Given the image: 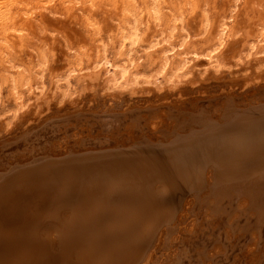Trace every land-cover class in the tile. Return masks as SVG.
Returning <instances> with one entry per match:
<instances>
[{"label": "rangeland", "instance_id": "374dc122", "mask_svg": "<svg viewBox=\"0 0 264 264\" xmlns=\"http://www.w3.org/2000/svg\"><path fill=\"white\" fill-rule=\"evenodd\" d=\"M233 1L235 2V0L159 1L164 12H180L183 15L184 22L190 27L191 36L195 37L193 40L202 39V36L205 37L215 28L214 26H216L221 18L225 19L227 23H237L239 27V31L233 37V42L221 50L222 55L217 60L215 57L209 60L202 53L195 51H189L188 54H184V57H182L183 55L179 53L180 48L176 46L172 52L169 51V55L173 53L174 57L179 56L187 60L186 65L179 70V72L184 71L188 75L183 80H186V78L189 79L179 84L178 89L183 91L180 95H177L176 91L169 92L165 87L159 91L151 90V93L145 91L129 95L125 91L118 92L117 90L119 89L117 88H113L114 90L107 89V86L101 88L99 84L92 90H78L76 93L69 91L64 95L60 89L55 88V84H53L55 79L50 76L49 70H45L43 85H40L38 89L29 94V98L24 102L25 104H23L22 108L14 116L13 106L11 103L6 102L3 94L5 87L2 88V99L0 102V264H175L179 260V257L181 258L180 262L182 264H203V262L204 264H264V213L261 214L262 221L257 227V229L260 227L258 229L260 233L253 228L249 231L237 230L233 234H228L226 232L228 227L220 225L221 220L217 216L218 214L210 212L208 206L202 201L200 203L197 202V199L202 197L212 201V187L218 183L223 184L225 182L223 180L224 177L220 175L223 173L222 168L216 167L213 163H204V160L201 158V153L196 158L197 161H200L194 163L198 165H195L198 170L195 169L196 167L192 165L193 162L190 161L191 169H189L190 173L186 175L187 178H185L186 176L183 179L181 177H178L179 179L174 178L170 174L159 172L154 166L150 167L149 172L151 173L144 172V178H142L146 183L148 193L143 188L141 189V191L144 190L145 197H148L142 200L140 205L133 203L131 209V204L129 206V203L132 202L129 199L127 201V198H130L132 194V187L129 192V181L134 182V179H129L128 175H124L121 172L113 173V170L116 169L114 165L116 164L118 166L117 163L119 161V164L124 163L125 160L131 161L130 163L132 161L135 163L138 158L137 160H141L140 162H142L140 166H143V164L148 162L149 157L153 156L151 159L165 158L166 155L172 153V150H176L175 153L177 152V154L179 153L177 155L179 159H188L189 152H192L188 151L190 149L189 144L192 145V143H189L191 141L190 139L197 138L200 136V133L203 134L204 132V129H201L202 126L199 125L200 123H208L210 121L220 123L222 120L236 121L237 115L241 116L250 110H258L264 107V53H253L252 56H242L241 59L235 56L227 60L223 58V56L228 57L231 51L237 48L235 45L237 44L236 42L242 38V35L247 34L245 30L254 19L264 18V0H236L235 3ZM1 3H5L3 4L5 5V10H1L0 13V17H2L0 20V72H3L8 68L4 57H8L11 62L13 61L12 63L20 64V66L18 65V69L21 71L31 66L33 60L42 50L49 49L53 53L50 57L52 61L50 60L49 69L60 68L70 58L73 48L78 46V44H82L79 41L84 42L86 46L88 44L91 45L92 34L91 29L87 25L88 20L95 22L103 31L115 28L119 22H122L125 16L123 15L125 9L133 10L134 8H141L144 4L148 6L149 0H0ZM204 14L208 16L210 21L211 26L209 25V32L204 35L196 34L195 29L198 27L199 18ZM252 15L256 16V18ZM89 31L90 33H88ZM90 34L91 36H89ZM66 44H69L68 47L70 50L65 46ZM162 44L157 45V47L162 46ZM135 46L137 53H134L135 60L133 59V61L135 62L133 63H135L134 65L137 63H141L142 65L144 63L142 54L145 50L138 46V44ZM126 47H129L127 42L124 48L126 49ZM136 54L138 55L137 57ZM110 55H112L111 58ZM115 57H117L116 53L109 52L108 60L111 62L112 69L118 70L119 66L117 65H120V63L113 61ZM101 63L102 60H99L97 68L90 69L89 67L84 68L82 71L95 72L96 69L100 68L99 73L108 75L107 68L105 67L106 69H104L105 65ZM98 64L101 67L98 68ZM33 67V69H37L34 65ZM126 68L129 69L130 67ZM101 69L103 70L101 71ZM77 73H81V71ZM77 73L75 74L77 75ZM250 75L251 77L256 75V81H251L247 85H244L243 82ZM48 76H50L49 79ZM100 82L101 79L99 78L98 83ZM62 86H64L63 83ZM40 90H43L45 94L50 93V96H55V98L50 100L51 103L49 101L47 107H40V102L37 103L39 100H36V97L33 95ZM228 102L235 109L232 113L226 114L227 116H225L226 112H223V109L229 104ZM167 107L174 108L176 112L178 110L185 112L194 111L202 115H198L201 118L197 119V123L189 120L178 125V120L176 121L174 118H170L167 116L168 113H165ZM153 108L159 111L161 110L163 113L159 119L161 122L159 121L151 125L145 117L147 111ZM135 115L140 119H135L137 117ZM183 117L186 119L188 115ZM233 127L234 125L231 128ZM231 128H221L218 130V134L223 132L221 136L222 140L226 139L227 136L228 139L237 137L238 134L233 135L234 130L232 132L233 134L230 132ZM199 129L202 131L196 132L195 134L198 133L197 136H187L193 130ZM211 130L210 133L214 134L213 129ZM179 136L188 137L184 140L185 142L183 141L178 144L179 147L184 145L185 148H179L177 145H175L176 148L178 147L177 149L173 147L176 141L175 139ZM161 143L162 145H159ZM136 147H140V150ZM104 148L107 149L103 150ZM181 148L184 150H181ZM165 153L167 154L165 155ZM100 155H102L101 158ZM143 157H145V160L142 161ZM108 158H110L109 161ZM256 158V163L251 161L245 164L241 163L237 166L242 175L252 177L251 175L255 173L253 171H256L253 169L264 167L261 166L264 165V161H261L264 160V155ZM151 159L148 164H150V161H154ZM99 161L101 164L98 167ZM138 161L136 162L138 163L137 169H141ZM110 162H113V164L111 165ZM200 162L204 164H201L203 167L200 165ZM57 163L60 165H57ZM90 164H95V166ZM154 164L156 163L154 162ZM252 164H256V168H252ZM54 165L57 166L56 170ZM83 165L85 166V170L83 169ZM103 165L107 166V171ZM108 166L113 169H110ZM249 167H251L252 172H248ZM144 168L147 169L146 166ZM151 168H154V171ZM102 169L105 171L103 172ZM53 171L55 174H53ZM85 173H88L89 178L93 175V179L88 178L87 181ZM136 173L138 174V172H133L131 175L136 176ZM46 174L49 175V178L53 175L55 176L52 177L54 183L52 179L48 178L50 181L46 179V176L48 177ZM67 175L69 177L66 179ZM100 175L106 176L103 177ZM107 175H110V180L107 179ZM33 176L37 181H33ZM148 176L149 180H147ZM94 177H96V180L100 179L99 182L98 180H94ZM191 178L192 181L190 182ZM217 178L218 180H216ZM181 179L182 183L179 181ZM194 179L199 180L196 181ZM63 180L64 182L66 181V187H64L65 183ZM89 180H92L91 182L94 184H98L94 185ZM153 180L154 182H152ZM220 180H223V182H220ZM85 182L92 184L96 188L93 189L91 185ZM123 183H127L128 187L124 186ZM149 183H154V187L151 184L150 186ZM175 183L179 187H182L177 188V184L175 185ZM187 184L188 186L191 185L192 189ZM147 185L151 188L153 187L152 189L155 193ZM47 186L49 187L47 188ZM82 186H85V188L83 189ZM199 186L200 188H198ZM157 188L160 190H156ZM201 188L202 192L199 190ZM40 189L41 191L43 189L44 192H40ZM87 189L93 198H95V195L97 197L101 195L99 198L96 197L100 202L98 201L96 203V198V201H90L93 199L86 192ZM183 189L191 190L184 191ZM75 190H79L78 194L84 192L83 194H86V196L84 195L81 198L83 194H80L81 196L79 197ZM163 190L168 191L164 192ZM162 191L166 194L164 195ZM98 192L99 194H97ZM128 193L131 194L129 195ZM152 195H159L158 199ZM181 195H183V198ZM7 196L9 198H6ZM87 196L89 198H86ZM167 196H169V199H167ZM161 197L162 200L160 199ZM118 198L119 200L121 198V200L117 201ZM151 198H153L152 202L154 203L155 201H159V205H157V202L155 203L157 209L153 207L154 204L151 202ZM244 199L248 201V197L245 198V195L238 197L236 200H232V203L226 200L222 203V206L225 208L232 205L233 207H240L239 203ZM86 200H88V203ZM104 201L105 203H103ZM121 201L123 202L121 203ZM166 201L168 203L170 201L171 205L170 203H166ZM164 203L167 206L164 205L162 207ZM60 204L63 206L61 207ZM113 204L115 206L117 204V207L113 206ZM106 205L107 207L109 206V209L110 207L112 209L110 211L107 210ZM119 205H122V207ZM34 206L38 207V209ZM43 207L46 208L45 211ZM152 208L160 211L157 214V211ZM15 209L16 211H14ZM52 209L54 210L53 212ZM149 210H152L155 215L153 212L148 213ZM172 210L174 211L173 213H171ZM247 210L246 215L249 217V221H252L256 216L253 211L254 209L248 208ZM128 212L132 214L128 215ZM100 213H102V217H99V219L97 215ZM116 213H118L117 217ZM124 213L125 215L123 216L122 214ZM135 214H139V216L137 217ZM167 214L168 217H166ZM9 215L11 217L7 218L6 216ZM25 215H28L26 217L27 219L24 217ZM36 215L37 218L39 216L38 221L35 219ZM153 215L154 217L157 216L156 220L158 221L155 220ZM236 215L237 210H233L227 222H231V218H237ZM30 216L34 217L31 218ZM244 216L242 218L239 217L240 224L243 223ZM163 218L164 224L162 223ZM148 219L149 222L145 223ZM34 220L38 223H35ZM121 222L122 224H120ZM26 223L30 229L26 227ZM43 223L45 224L43 225ZM123 223L126 224H124V228ZM147 224H150L149 230V225ZM57 225L61 227L58 226V228ZM23 227L26 228V231ZM154 227L158 228L155 229ZM121 228H123L127 237L123 234L124 231ZM124 236L127 240L123 239ZM109 238H111L110 241ZM135 238L137 240H134ZM38 247L39 249H37ZM185 256H190V258ZM203 257L205 258L203 259Z\"/></svg>", "mask_w": 264, "mask_h": 264}, {"label": "bare ground", "instance_id": "6f19581e", "mask_svg": "<svg viewBox=\"0 0 264 264\" xmlns=\"http://www.w3.org/2000/svg\"><path fill=\"white\" fill-rule=\"evenodd\" d=\"M160 0H149V5L147 6V4H144L141 8H134L133 10H129V9H125L123 12L124 18L122 20V22H119L115 28H111V29H107L105 31L101 30L100 27L98 25H96L95 22H92L91 20L87 21V25L89 26L88 28H90L89 30L91 31L92 34V43L91 45H84V42H80L82 44H78V46H76L75 48H73L72 53L70 54V58L64 63V65H62L60 68H51L50 67V63H51V55L53 53L50 52L49 50H42L37 56L36 58L33 60L31 66H29L27 69L25 70H21L19 71V67L20 64H16V63H12L11 60L8 57H4V61L8 64V68L7 70L0 72V102L2 99V88L5 87L4 89V97L6 102H9L12 104L13 106V110H14V116L16 115V112L18 110H20L23 106V104H25L24 102L29 98V94L33 93L34 90L38 89L40 85H43L44 83V72L45 70H49L50 76H52L54 80L55 84V88L60 89L62 94H66L67 92H71V93H76L78 90L80 91H85V90H92L96 87L97 84H99V86L102 88L104 86H107L106 88L111 90L113 88H117L119 90H117L118 92H127L129 95L138 93V92H145L148 91L150 92L151 90H161L164 87L170 92V91H176L177 95H180L183 91L178 89V86L180 83H182L183 81H187L189 80L188 78L185 79V77H187L188 75H186L187 73L182 71L179 72V70H181L187 63L186 58H181V57H174L173 53H171L170 55L168 54L169 51L172 52V50L174 49V47H179V53H181L182 57H184V54H188L189 51H195L198 53H202L204 57L208 58L209 60H211L212 58L215 57V59H219L222 55L221 50L228 44H230L231 42H233V37L237 34V32L239 31V27L237 23H227L225 21V19L221 18L218 23L216 24V26H214L211 32H209V28H210V21L208 19L207 15H202L199 18V22H198V27L195 29V33L196 34H201L204 35L206 33H208L205 37L202 36V39H196L193 40V38L191 36V32H190V27H188L187 23L184 22L183 19V15H181L180 12H164L162 9L163 7H161ZM234 2V1H233ZM236 2V0H235ZM234 2V3H235ZM5 3H1L0 4V13L1 10H5V5H3ZM162 4V3H161ZM236 6V5H235ZM7 7V6H6ZM80 8V7H79ZM253 8V6H252ZM124 9V8H123ZM246 9V8H245ZM254 9V8H253ZM165 10V9H164ZM242 11V10H241ZM167 13V14H166ZM253 16V15H252ZM250 16L252 19L256 18V16ZM2 17H0L1 20ZM196 22V23H197ZM190 24V23H189ZM210 25V26H209ZM250 25V26H249ZM246 28L245 31H247L246 35H242V38H240L238 40V42H236L237 44H235L237 46V48H235L233 51H231L230 55L227 57L223 56L224 59H230L232 56L237 57L238 59H241L242 56H252L253 53H264V42L261 43L262 41H264V18H256V20L254 19L250 24H249ZM246 27V26H245ZM86 28V27H85ZM87 28V29H88ZM85 30V29H84ZM90 31L88 33H90ZM192 31V30H191ZM244 31V30H243ZM1 32V31H0ZM176 32V33H175ZM85 33V32H84ZM91 34L89 36H91ZM84 35V34H83ZM192 37V38H191ZM64 38V37H63ZM201 38V37H200ZM83 39V38H82ZM91 40V39H90ZM68 41V40H67ZM87 42V41H85ZM126 42L128 43L129 47H125ZM68 43H70L68 41ZM163 43V44H162ZM138 44V46H140L142 49L144 48L145 52L142 54L144 59V63L141 65V63H137L136 65H134L135 61H133L135 55L134 53H137L136 49H135V45ZM161 45L157 47V45ZM65 46H67V48L69 49V44H66ZM175 47V48H176ZM71 48V49H72ZM63 49V48H62ZM70 50V49H69ZM110 50V51H108ZM141 50V49H140ZM3 51V50H2ZM114 54L116 53L117 57L114 58V62L115 63H120L119 69L115 70L112 69L111 66V62L110 60H108V55L109 52H111ZM136 51V52H134ZM1 52V51H0ZM4 53V52H3ZM6 54V53H5ZM259 54V53H258ZM180 55V54H179ZM112 55H110L111 58ZM138 55L136 54V57ZM140 56V55H139ZM140 58V57H138ZM51 60V61H50ZM99 60H102V65L104 66V69L107 68L108 70V75H102L101 73H99V67H101L99 64L98 68L96 69L95 72L92 71H82L84 68H89L90 69H95L97 68V63ZM135 60V59H134ZM138 60V59H137ZM136 60V61H137ZM65 61V60H64ZM139 61V60H138ZM33 65L35 67H37V69H33ZM217 65V64H216ZM116 66V67H117ZM33 67V68H32ZM106 67V68H105ZM126 67H130L129 69ZM12 69V70H11ZM89 70V69H88ZM103 69H101L102 71ZM81 71V73H77ZM48 73V72H47ZM77 73V75L75 74ZM105 73V72H104ZM144 73V75H143ZM148 73V74H145ZM48 75V74H46ZM50 76H48V79L50 78ZM99 78L101 79V82L98 83ZM257 76L253 75L251 77H248L243 83L244 85L248 84L251 81H256ZM47 79V80H48ZM244 79V78H243ZM62 81V83L64 84V86H62V83H60ZM240 83V82H239ZM236 84V83H235ZM234 85V84H233ZM114 90V89H113ZM151 93V92H150ZM156 93V92H155ZM167 93V92H166ZM50 93H46L43 92V90H40L38 92H35L33 95L34 97H36V100L38 99L40 102L39 106H46L49 104V101L52 100V98H55V96H50ZM154 94V93H153ZM157 94V93H156ZM166 95V94H165ZM174 95V94H173ZM113 96V95H112ZM169 96V95H166ZM76 98V97H75ZM165 98V97H164ZM169 98V97H168ZM178 100V99H177ZM55 101V100H54ZM71 101V100H70ZM68 101V102H70ZM51 103V101H50ZM229 103V102H228ZM34 105V104H33ZM36 105V104H35ZM154 106V105H153ZM159 106V105H158ZM11 107V106H10ZM45 107V108H46ZM177 107V106H176ZM44 108V107H43ZM150 108V107H149ZM194 108V107H193ZM41 109V108H40ZM174 108H166L165 113H168L167 116H169L170 118H174L177 122L178 125H181L182 123H185L187 121H192L193 123H197V119H200L201 117H199L198 115H202L198 112H185V111H180L178 110L176 112V110H173ZM179 109V108H178ZM213 109V108H212ZM234 107L232 105L227 104L225 106V108L223 109V112L225 113V116H227L229 113H232L234 111ZM147 111V110H146ZM141 112V111H140ZM19 113V112H18ZM163 111H159L156 108L153 109H149L147 111V115H146V119L148 120L147 122H149L151 125L158 123L162 116ZM37 114V113H36ZM227 114V115H226ZM188 115V118H184L183 116ZM8 116V115H7ZM137 116V115H135ZM140 116V115H139ZM38 117V116H37ZM183 117V118H182ZM210 117V116H209ZM237 118H239L238 116H236ZM241 118H239V120H237L236 118V122L234 124V127L231 128V133L234 130V136L235 134L237 135V137L235 136L234 138H229L228 136L226 137V139L222 140V134L221 133H210L212 130H208L206 131V127L204 128V132L203 134L200 133V136L194 139H190L191 141H189V143H192V145L189 144V150L188 151H192L189 152L188 155V159L186 158H181L179 159L177 155H179V153L177 154V152L175 153L176 150H172V153H170V155H166L167 153H165V158H159V159H151L153 156L150 154V156L152 157H148L151 160L154 161H150V164H148L149 160H147L148 162L143 164V166H140L142 164V162L138 161L136 158V162H139V167H141V169H137L138 163H130L131 161H126L124 163L119 164V162L117 163L118 166L115 164L114 167L116 166V169L113 170L114 172H121L124 175H128L129 179H134V182L129 181V192L131 191V187H132V194L130 196V198H127L131 200L132 203H129L130 209L133 205V203L140 205L141 201L144 200L145 197V193L144 190H146L145 192L148 193L147 191V187H146V183L144 182V180L142 178H144V172H149V168L153 167L156 170H159V172H163L164 174H170L172 177L174 178H182L185 177L186 175H188L189 169L190 168V161L193 162L192 165H197L194 163H198L199 161L196 160V158L202 154V160H204V163H213L216 167H220L222 168V174H220L221 176L224 177L223 180H225V182L223 184H218L212 187V194L211 196H213V200L209 201L207 200V198L205 199L204 197L197 199V202L200 203V201H202L204 204H206L208 206V208L210 209V212H212L213 214H218L217 216L220 218L221 226H227L228 230L226 231L228 234H233L235 231L239 230V231H249L251 229H255L258 231V224L262 221V217L261 214L264 213V167H258L257 169H253L256 171H253L254 174H252V177H246L245 175H242L241 172L239 171V167H237L239 164L241 163H247V162H254L256 163V157H260L262 155H264V116H261L259 120H250L252 117H242V115L240 116ZM135 118V117H134ZM165 118V117H164ZM168 118V117H167ZM179 118V119H178ZM135 119H140L138 116ZM163 119V117H162ZM169 119V118H168ZM204 119V118H203ZM143 121V120H142ZM223 121V120H222ZM136 122V121H134ZM161 122V121H160ZM139 123V122H137ZM160 124V123H159ZM192 124V123H191ZM199 124V122H198ZM203 124V123H202ZM202 124L200 123L199 125L202 126ZM177 125V124H176ZM185 127V126H184ZM192 127V126H191ZM190 127V128H191ZM150 128V126H149ZM187 128V126H186ZM179 129V128H178ZM188 129V128H187ZM230 130V129H229ZM228 131V130H227ZM189 133V132H188ZM229 133V132H227ZM185 134V133H183ZM195 136L198 135L194 134ZM229 135V134H228ZM224 136V135H223ZM181 138V137H180ZM228 139V140H227ZM199 140V141H197ZM164 141V140H163ZM142 142V141H140ZM185 142V141H184ZM144 143V142H143ZM172 143V141H171ZM145 144V143H144ZM147 144V143H146ZM156 144V143H155ZM164 144V143H163ZM157 145V144H156ZM159 145H162L159 144ZM177 145L179 147L178 144L174 143V148H176ZM154 146V145H153ZM129 147V146H128ZM134 147V146H133ZM177 147V148H178ZM180 147H184L180 146ZM179 147V148H180ZM196 147V148H194ZM114 148V147H113ZM138 148V147H136ZM176 148V149H177ZM183 148H181V150H184ZM102 149V148H101ZM107 148H104L103 150H105ZM115 149V148H114ZM133 149V148H132ZM143 149V148H142ZM141 149V150H142ZM152 149V148H151ZM113 150V149H112ZM111 150V151H112ZM138 150H140V147L138 148ZM138 150H134V151H138ZM179 150V151H181ZM100 151V149H99ZM110 151V150H109ZM142 152V151H140ZM148 152V151H147ZM171 152V151H170ZM149 153V152H148ZM201 153V154H200ZM72 154V153H71ZM100 154V152H99ZM137 154V153H136ZM139 154V153H138ZM142 154V153H141ZM147 154V153H146ZM184 154V153H183ZM102 155H100L101 158ZM108 156V155H107ZM114 156V154H113ZM129 156V155H128ZM133 156V154H132ZM137 156V155H136ZM226 156V157H225ZM116 157V156H114ZM163 157V156H162ZM181 157V156H180ZM92 158V157H91ZM112 158V156H111ZM119 158V156H118ZM132 158V157H129ZM145 157H143L142 161L145 160ZM256 158V159H255ZM51 159V158H50ZM88 160V158H86ZM85 159V161H86ZM95 159V158H94ZM93 159V160H94ZM114 159V158H112ZM125 159V158H124ZM122 159V160H124ZM128 159V158H127ZM190 159V160H189ZM259 159V158H258ZM48 160V159H47ZM54 160V159H53ZM91 160V161H93ZM100 160V159H99ZM104 160V159H103ZM102 160V161H103ZM110 160V158H108V161ZM118 160V159H117ZM116 160V162H117ZM130 160V159H129ZM261 160V159H260ZM51 161V160H50ZM96 161V160H95ZM107 161V160H106ZM114 161V160H113ZM264 161V160H261ZM55 162V161H54ZM53 162V163H54ZM58 162V161H57ZM80 162V161H79ZM88 162V161H87ZM87 162H85L87 164ZM90 162V160H89ZM105 162V161H104ZM115 162V161H114ZM145 162V161H144ZM143 162V163H144ZM153 162V163H151ZM154 162L156 164H154ZM52 163V164H53ZM59 163V162H58ZM57 165H60L58 164ZM103 163V162H102ZM109 163V162H108ZM55 164V163H54ZM78 164V163H77ZM84 164V163H82ZM85 164V165H86ZM101 164V162L99 161L98 163V167ZM110 164L112 165L113 162ZM136 164V165H135ZM154 164V165H151ZM203 164L200 162V165ZM75 165V164H74ZM90 165H94L95 164H90ZM106 165V163H105ZM150 165V166H149ZM157 165V166H156ZM204 165V164H203ZM253 165V164H252ZM104 166V165H103ZM147 167L144 168V167ZM149 166V167H148ZM198 166V165H197ZM202 166V165H201ZM213 166V165H212ZM264 166V165H261ZM55 170L56 167L55 166ZM62 167V166H61ZM71 167V166H70ZM82 167V166H81ZM84 165H83V169H84ZM97 167V166H96ZM105 170L107 166H104ZM103 167V168H104ZM109 167V166H108ZM196 167V166H195ZM203 167V166H202ZM205 167V166H204ZM210 167V166H209ZM246 167V166H245ZM60 168V167H59ZM88 168V166H87ZM110 168V167H109ZM108 168V169H109ZM154 168L152 169V171H154ZM251 167H249V171L248 172H252V169H250ZM252 168H256V164L252 166ZM101 169V168H100ZM113 169V168H110ZM150 169V171H151ZM197 169V167L195 168ZM52 170V169H51ZM54 170V169H53ZM54 170V171H55ZM62 170V169H61ZM71 170V169H70ZM85 170V169H84ZM87 170V169H86ZM103 170V169H102ZM103 170V172L105 171ZM148 170V171H146ZM194 170V169H193ZM198 170V169H197ZM205 170V168H204ZM247 170V169H246ZM49 171V170H48ZM53 171V172H54ZM65 171V170H64ZM63 171V172H64ZM94 171V170H92ZM96 171V170H95ZM107 171V170H106ZM191 171V170H190ZM195 171V170H194ZM200 171V169H199ZM244 171V170H243ZM47 172V171H46ZM45 172V173H46ZM61 172V173H63ZM77 172V171H76ZM75 172V173H76ZM101 172V171H100ZM102 172V173H103ZM135 173L138 172V174L136 173L134 175H131V173ZM198 172V171H197ZM217 172V171H216ZM65 173V172H64ZM73 173V174H75ZM79 173V172H78ZM127 173V174H126ZM205 173V172H204ZM245 173V172H244ZM247 173V171H246ZM52 174V173H51ZM55 174V172L53 173ZM110 174V172H109ZM115 174V173H114ZM195 174V173H194ZM249 174V173H248ZM30 175V174H29ZM45 175V174H44ZM48 175V174H46ZM154 175H156V173H154ZM153 175V176H154ZM198 175V174H197ZM217 175V174H216ZM54 176V175H53ZM49 178L46 176V179H52V177ZM64 176V175H63ZM98 176V175H97ZM103 176V175H100ZM106 176V175H104ZM103 176V177H104ZM110 176V175H109ZM109 176L107 175V179H109ZM116 176V175H115ZM127 176V178H128ZM150 176V174H149ZM149 176L148 179L149 180ZM205 176V175H204ZM254 176V177H253ZM31 177V176H30ZM55 177V176H54ZM69 177L68 175L66 176ZM78 177V176H77ZM76 177V179H77ZM85 177H87V181H88V173H85ZM93 175L90 177L92 178ZM99 177V176H98ZM192 177V176H191ZM196 177V176H195ZM198 177V176H197ZM32 178H34L33 181H35V177L33 176ZM65 178V177H64ZM89 178V179H90ZM96 177H94V180ZM111 178V177H110ZM120 178V177H118ZM154 178V177H153ZM157 178V177H156ZM178 178V179H179ZM187 178V176L185 177ZM214 178V177H213ZM29 179V178H28ZM41 179V178H39ZM45 179V180H46ZM48 179V180H49ZM59 179V178H58ZM93 179V178H92ZM103 179V178H102ZM106 179V180H107ZM123 179V178H122ZM182 179L179 180L182 183ZM205 179V178H204ZM32 180V179H30ZM30 180H28L30 182ZM44 180V179H43ZM47 180V181H48ZM98 180V179H97ZM96 180V181H97ZM100 180V179H99ZM98 180V182H99ZM104 180V179H103ZM110 180V179H109ZM108 180V181H109ZM114 180V179H113ZM145 180V181H147ZM155 180V179H154ZM154 180L152 182H154ZM158 180V178H157ZM164 180V179H163ZM189 180V178H188ZM196 180V179H194ZM199 180V179H197ZM196 180V181H197ZM218 180V178L216 179ZM223 180H220V182ZM21 181V180H20ZM37 181V180H36ZM50 181V180H49ZM53 183L54 180L52 179ZM51 181V182H52ZM92 181V180H91ZM89 180V182H91ZM95 181V182H96ZM118 181V180H117ZM126 181V180H125ZM160 181V180H159ZM192 181V178L190 180V182ZM213 181V180H212ZM32 182V181H31ZM50 182V183H51ZM64 182V180H63ZM69 182V181H68ZM67 182V183H68ZM83 182V181H82ZM104 182V181H103ZM107 183V181H105ZM148 182V181H147ZM150 182V181H149ZM157 182V181H155ZM177 182V181H176ZM177 182V183H180ZM27 183V182H26ZM33 183V182H32ZM65 185L64 187H66V181L64 182ZM63 183V184H64ZM86 184L88 182H85ZM92 184H94L93 182H91ZM97 183V182H96ZM109 183V182H108ZM158 183V182H157ZM161 183V182H160ZM163 183V182H162ZM175 183V185L177 184ZM194 183V182H193ZM213 183V182H212ZM28 184V183H27ZM31 184V183H30ZM49 184V182H48ZM52 184V183H51ZM56 184V183H55ZM62 184V185H63ZM69 184V183H68ZM84 184V183H82ZM89 184V183H88ZM92 184L91 187L94 189L96 187H93ZM98 184V183H97ZM94 184V185H97ZM104 184V183H103ZM114 184V182H113ZM124 186H127V183H123ZM126 184V185H125ZM151 183H149L150 185ZM195 184V183H194ZM193 184V186H195ZM3 185V184H2ZM57 185V184H56ZM72 185V184H71ZM105 185V184H104ZM109 185V184H108ZM120 185L122 186V184L120 183ZM145 185V186H144ZM147 185V186H149ZM152 186L154 185L151 184ZM150 185V186H151ZM182 185V184H181ZM180 185V186H181ZM203 185V184H202ZM29 186V185H28ZM46 186V185H43ZM53 186V185H52ZM87 186V185H85ZM85 186L83 187V189L85 188ZM106 186V185H105ZM114 186V185H113ZM112 186V187H113ZM120 186V188H121ZM149 186V187H150ZM177 188H181L179 187V185H176ZM188 186V184H187ZM192 189V186L189 185ZM188 186V187H189ZM201 186V185H200ZM200 186L198 188H200ZM3 187V186H1ZM18 187V186H17ZM49 186H47L48 188ZM51 187V186H50ZM63 187V188H64ZM81 187V189H82ZM88 187V186H87ZM86 187V188H87ZM115 187V186H114ZM128 187V186H127ZM146 187V188H144ZM154 187V186H153ZM152 187V188H153ZM185 187V186H184ZM189 187V188H190ZM203 187V186H202ZM24 188V187H23ZM26 188V187H25ZM33 188V187H32ZM52 188V187H51ZM56 188V187H54ZM69 188V186H68ZM67 188V189H68ZM90 188V186H89ZM105 188V187H104ZM134 188V189H133ZM144 189L143 191H141V189ZM151 188V187H150ZM151 188V191L153 190ZM195 188H197L195 186ZM206 188V187H205ZM62 189V188H61ZM71 189V188H70ZM75 189V188H73ZM72 189V191H73ZM102 189V186H101ZM113 189V188H112ZM168 189V187H167ZM188 189V190H191ZM21 190V189H20ZM24 190V189H23ZM64 190V189H63ZM90 190L92 191V189L90 188ZM96 190V189H95ZM123 190V189H122ZM156 190H160V189H156ZM184 191L187 189H183ZM187 190V191H188ZM200 191L202 190L199 189ZM43 191V189H42ZM40 189V192H42ZM76 191V190H75ZM79 191V190H78ZM78 191H76V194L79 195V197L84 193H80L78 194ZM89 191V192H91ZM99 191V190H98ZM105 191V190H104ZM107 191V190H106ZM164 191V190H163ZM162 191V192H163ZM168 191V190H167ZM164 191V192H167ZM179 191V190H178ZM186 191V192H187ZM199 191V192H200ZM44 192V191H43ZM46 192V191H45ZM69 192V191H67ZM86 192L88 193V189L86 190ZM97 192V191H96ZM95 192V194H96ZM103 192V191H102ZM127 192V191H126ZM160 192V193H162ZM163 192V194H164ZM180 192V191H179ZM202 192V191H201ZM200 192V193H201ZM210 192V191H209ZM15 193V192H14ZM36 193V192H34ZM92 193V192H91ZM101 193V192H100ZM107 193V192H105ZM109 193V192H108ZM153 193L154 190H153ZM152 193V194H153ZM195 193V192H194ZM199 193V194H200ZM13 194V193H12ZM11 194V195H12ZM37 194V193H36ZM64 194V193H63ZM89 194V193H88ZM94 194V195H95ZM99 194V192L97 193ZM118 194V193H116ZM129 194V193H128ZM129 194V195H130ZM166 194V193H165ZM164 194V195H165ZM184 194V193H182ZM190 194V193H189ZM207 194V193H206ZM15 195H17L15 193ZM29 195V194H28ZM65 195V194H64ZM68 195V194H67ZM86 196V194H83L81 196V198L83 196ZM90 197L92 196L91 194H89ZM88 195V196H89ZM105 195V194H104ZM107 195V194H106ZM151 195V193H150ZM192 195V193H191ZM194 195V194H193ZM245 198L248 197V201L247 199H244L241 203H239L240 207H233L230 206L228 208H225L224 206H222V203L226 200H228L229 202L232 203V200H236L238 197L240 196H244ZM33 196V195H32ZM31 196V197H32ZM42 196V195H41ZM46 196V195H45ZM73 196V194H72ZM86 198H89V197ZM101 196V195H100ZM99 196V197H100ZM103 196V195H102ZM119 196V195H118ZM153 197L155 195H152ZM150 196V197H152ZM159 196V195H158ZM158 196L156 195L155 197H157L156 199H158ZM183 198V195H181ZM15 197V196H14ZM24 197V196H23ZM22 197V198H23ZM39 197V196H38ZM74 197V196H73ZM78 197V196H77ZM97 197V195H95V198ZM97 197V198H99ZM109 197V195H108ZM107 197V198H108ZM116 197V195H115ZM114 197V199H115ZM120 197V196H119ZM124 197V196H123ZM121 197V198H123ZM154 197V198H155ZM1 198V197H0ZM4 198V197H3ZM6 198H9L8 196ZM41 198V197H40ZM47 198V197H46ZM45 198V199H46ZM64 198V197H63ZM93 201L95 200V198L91 197ZM96 198V203L99 201ZM106 198V197H105ZM111 198V197H109ZM120 198V200H121ZM196 198V197H195ZM12 199V198H11ZM72 199V198H71ZM103 199V198H102ZM113 199V200H114ZM151 202L153 201V198H151ZM162 200V197L160 198ZM159 199V200H160ZM166 199V198H165ZM167 199H169V196H167ZM210 199V198H209ZM47 200V199H46ZM51 200V199H50ZM101 200V199H100ZM104 200V199H103ZM119 198L117 201H120ZM123 200V199H122ZM126 200V199H125ZM155 200V199H154ZM160 200V201H161ZM195 200V199H194ZM37 201V199H36ZM88 200H86L87 202ZM116 201V203H118ZM6 202V201H5ZM56 202V201H54ZM62 202V201H61ZM67 202H71V201H67ZM100 202V201H99ZM113 202V201H111ZM123 201H121L122 203ZM148 202V199H147ZM157 202V205L159 201H155V203ZM65 203V202H64ZM88 203V202H87ZM90 203V202H89ZM105 203V201L103 202ZM125 203V201H124ZM128 203V202H127ZM154 204L151 205L153 207L157 206L155 205L154 202H152ZM166 203H168L166 201ZM170 205L171 202L169 201ZM168 203V204H169ZM6 204V203H5ZM8 204V203H7ZM29 204V203H28ZM37 204V203H36ZM44 204V203H43ZM63 204V202H62ZM82 204V203H80ZM92 204V202H91ZM120 204V202H119ZM147 204V203H146ZM234 204V203H233ZM10 205V204H9ZM41 205V204H40ZM55 205V203H54ZM61 205V204H60ZM93 205V204H92ZM99 205V203H98ZM105 205V204H104ZM104 205H102L104 207ZM108 205V204H107ZM106 205V207H107ZM142 205V204H141ZM162 205V204H161ZM167 204H163L162 207ZM201 205V204H200ZM247 205V206H246ZM16 206V205H15ZM21 206V205H20ZM63 205H61L62 207ZM69 206V205H68ZM87 206V205H86ZM95 206V205H94ZM112 206V205H110ZM113 206H115L113 204ZM122 207V205H119ZM146 206V205H145ZM143 206V207H145ZM246 206V207H245ZM17 207V206H16ZM30 207V206H29ZM32 207V205H31ZM36 207V206H34ZM91 207V206H90ZM101 207V206H100ZM99 207V208H100ZM109 207V206H108ZM107 207V208H108ZM117 207V204L116 206ZM127 207V206H124ZM135 207V205H134ZM138 207V206H137ZM149 207V206H148ZM169 207V205H168ZM172 207V206H170ZM253 208L256 216L252 221H249V217L246 215V210L248 208ZM44 208V207H43ZM56 208V207H55ZM54 208V209H55ZM106 208V209H107ZM156 208V207H155ZM161 208V207H160ZM167 208V207H166ZM36 209H38V207H36ZM46 208H44L45 211ZM65 209V208H63ZM88 209V208H86ZM110 209H112V207H110ZM110 209L108 208L107 210L110 211ZM115 209V208H114ZM150 209V208H148ZM153 209V208H152ZM157 209V208H156ZM170 209V208H168ZM174 209V207H173ZM42 210V209H41ZM40 210V211H41ZM49 210V208H48ZM61 210V209H60ZM72 210V209H71ZM117 210V208H116ZM122 210V209H121ZM145 210V209H144ZM147 210V209H146ZM155 210V209H153ZM233 210H237V218H231V222L228 221V217L230 216L231 212ZM16 211V209L14 210ZM26 211V210H25ZM38 211V210H37ZM54 210L52 209V212ZM100 211V210H99ZM124 211V210H123ZM121 211V212H123ZM126 211V208H125ZM130 211V210H128ZM134 211V210H133ZM132 211V212H133ZM157 211V210H155ZM160 210H158L156 213L158 214ZM170 211V210H168ZM167 211V213H168ZM248 211V210H247ZM1 212V211H0ZM7 212V211H6ZM74 212V211H73ZM101 212V211H100ZM114 212V211H113ZM116 212V211H115ZM138 212V211H136ZM148 212V211H147ZM153 212L152 210H149L148 213ZM174 211L172 210L171 213H173ZM40 213V212H39ZM42 213V212H41ZM20 214V213H19ZM29 214V213H28ZM116 213V217H117ZM121 214V213H120ZM132 213L128 215H131ZM152 214V213H151ZM150 214V215H151ZM153 214L155 215V213L153 212ZM156 214V215H157ZM170 214V212H169ZM254 214V213H253ZM7 215V213H6ZM17 215V213H16ZM123 216L125 215L122 214ZM149 215V214H148ZM153 215V217H154ZM164 215V214H163ZM245 215V216H244ZM252 215V214H251ZM13 216V215H12ZM23 216V215H22ZM28 216V215H27ZM26 215L24 216L25 218L27 217ZM109 216V215H108ZM135 216H139L135 214ZM142 216V215H141ZM144 216V214H143ZM165 216V215H164ZM242 216H244V221L243 223L240 224V218H242ZM1 217V216H0ZM11 217L9 216H6ZM31 218L34 216H30ZM29 217V218H30ZM77 217V215H76ZM101 218L102 217V213L97 215V218ZM128 217V216H126ZM147 217V215H146ZM151 217V216H150ZM157 217V216H156ZM156 217L155 220H156ZM168 217V214L167 216ZM5 218V217H4ZM39 218V216H38ZM37 215L35 217V219H37ZM53 218V217H52ZM99 218V219H100ZM111 218V215H110ZM144 218V217H143ZM165 218V217H164ZM164 218L162 220V223L164 224ZM27 219V218H26ZM25 219V220H26ZM95 219V218H94ZM118 219V218H117ZM124 219V218H123ZM133 219V218H131ZM136 219V218H134ZM162 219V218H161ZM161 219H159L161 221ZM230 219V218H229ZM20 220V219H19ZM40 220V219H39ZM102 220V219H101ZM147 220V219H146ZM2 221V220H1ZM24 221V220H23ZM29 221V219H28ZM25 221V222H28ZM35 223L37 222L36 220H34ZM33 221V222H34ZM113 221V220H112ZM116 221V220H115ZM124 221V220H123ZM136 221V220H135ZM143 221V220H142ZM158 221V220H156ZM48 222V221H47ZM54 222V221H53ZM127 222V221H126ZM149 222L148 221H145ZM168 222V221H167ZM38 223V222H37ZM69 223V222H68ZM132 223V221H131ZM139 223V222H138ZM170 223V222H169ZM27 224V223H26ZM45 223H43L44 225ZM107 224V223H106ZM122 224V222L120 223ZM125 223H123L124 225ZM137 224V223H136ZM159 224V223H158ZM261 224V223H260ZM37 225V224H36ZM115 225V224H114ZM113 225V226H114ZM126 225V224H125ZM125 225L123 226V228L125 227ZM143 225V224H142ZM148 226V230L150 227V224H147ZM160 225V224H159ZM59 225H57L58 227ZM109 226V225H108ZM122 226V225H121ZM137 226V225H136ZM156 226V225H155ZM28 227V224L26 226ZM61 227V226H59ZM58 227V228H59ZM141 227V226H139ZM24 228V227H23ZM22 228V229H23ZM38 228V226H37ZM57 228V229H58ZM115 228V227H114ZM123 228H121V230H123ZM143 228V227H142ZM155 228V227H154ZM158 228V227H156ZM155 228V229H156ZM26 228H24L25 230ZM30 229V228H29ZM151 229V228H150ZM42 230V229H41ZM117 230L120 231L119 228H117ZM134 230V229H133ZM172 231V229H170ZM26 231V230H25ZM24 231V232H25ZM32 231V230H31ZM30 231V232H31ZM124 231V230H123ZM127 231V230H126ZM145 231V230H144ZM169 231V229H168ZM167 231V233H168ZM170 231V232H171ZM218 232V231H217ZM259 232V231H258ZM40 233V231H39ZM111 233V232H110ZM135 233V232H134ZM248 233V232H247ZM246 233V234H247ZM252 233V232H251ZM260 233V232H259ZM34 234V233H33ZM64 234V233H63ZM125 234V231L124 233ZM139 234V233H137ZM255 234V232H254ZM253 234V236H254ZM36 236V234H34ZM212 235V234H211ZM256 235V234H255ZM44 236V235H43ZM65 236V235H64ZM69 236V235H68ZM125 236L127 237V235L125 234ZM123 239H126L127 238ZM147 236V235H146ZM110 237V236H109ZM122 237V236H121ZM139 237V235H138ZM228 237V236H227ZM256 237V236H255ZM167 238V237H166ZM218 238V237H216ZM111 238H109L110 241ZM129 239V238H128ZM255 239V238H254ZM36 240V239H35ZM120 240V239H119ZM134 240H137L136 238ZM215 240V239H214ZM217 240V239H216ZM129 241V240H128ZM256 242V241H255ZM92 244V243H91ZM136 244V243H135ZM190 244V243H189ZM191 245V244H190ZM27 246V245H26ZM39 246V245H37ZM92 246V245H91ZM129 246V245H126ZM137 246V245H136ZM202 246V245H201ZM36 247V246H35ZM40 247V246H39ZM39 247L37 249H39ZM94 247V246H93ZM131 247V246H130ZM204 247V246H203ZM241 247V246H240ZM109 248V247H108ZM183 248V247H182ZM227 248V247H226ZM41 249V248H40ZM131 249V248H130ZM199 249V248H198ZM201 249V248H200ZM38 251V250H37ZM42 251V250H41ZM106 251V250H105ZM118 251V250H117ZM197 251V250H196ZM206 251V250H205ZM96 252V251H95ZM131 252V250H130ZM188 252V251H187ZM126 253V251H125ZM137 253V252H136ZM205 253V252H204ZM58 254V253H57ZM108 254V253H107ZM113 254V253H112ZM131 254V253H130ZM195 254V253H194ZM193 254V255H194ZM197 254V253H196ZM100 255V254H99ZM104 255V254H103ZM183 255V254H181ZM105 256V255H104ZM107 256V255H106ZM207 256V254H206ZM123 257V256H122ZM130 257V256H129ZM187 257V256H185ZM190 258V256H188ZM187 257V258H188ZM209 257V256H208ZM198 258V257H197ZM205 257H203L204 259ZM192 259V258H191ZM193 260V259H192ZM194 260H196V258H194ZM173 261V260H172ZM181 258L179 257V260H177L175 262V264H182ZM206 261V259H205ZM197 262V261H195ZM208 263V262H207ZM199 264V263H198ZM204 264V262H203Z\"/></svg>", "mask_w": 264, "mask_h": 264}, {"label": "water", "instance_id": "95a60500", "mask_svg": "<svg viewBox=\"0 0 264 264\" xmlns=\"http://www.w3.org/2000/svg\"><path fill=\"white\" fill-rule=\"evenodd\" d=\"M238 112V111H237ZM241 114V113H240ZM239 118H241L240 117V115H237ZM261 116H264V107L263 108H260V109H258V110H250V111H248L247 113H245L244 115H242V117H246V118H248V117H252L251 119H249V120H253V121H255V120H259L260 119V117ZM262 118V117H261ZM237 120H239V119H237ZM236 122H238V121H236ZM235 124V122H234V120H225V121H222V122H220V123H216L215 121H210V122H208V123H203V125H202V128L201 129H204L205 127H206V131H210L211 129H213V131L215 132V133H217L218 132V130L219 129H221V128H224V129H227V128H229L230 126L232 127L233 125ZM201 129H199V130H193L192 132H191V134L190 135H187L188 137H190V136H195L194 134L196 133V132H198V131H202ZM187 136H185V137H181L180 138V136L178 137V138H176L175 140V144L177 143V144H179V143H182L186 138H188ZM180 139V140H179ZM181 141V142H180ZM68 160H69V158H67Z\"/></svg>", "mask_w": 264, "mask_h": 264}]
</instances>
